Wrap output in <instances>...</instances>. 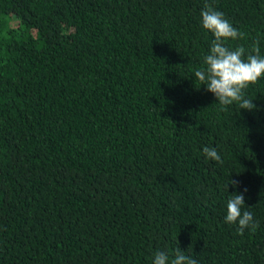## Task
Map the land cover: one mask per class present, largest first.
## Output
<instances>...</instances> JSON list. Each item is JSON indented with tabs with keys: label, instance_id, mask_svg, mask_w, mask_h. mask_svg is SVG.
I'll list each match as a JSON object with an SVG mask.
<instances>
[{
	"label": "trees",
	"instance_id": "16d2710c",
	"mask_svg": "<svg viewBox=\"0 0 264 264\" xmlns=\"http://www.w3.org/2000/svg\"><path fill=\"white\" fill-rule=\"evenodd\" d=\"M208 3L243 34L230 49L264 56V0ZM204 6L0 0V264H153L178 246L264 264V78L252 110L201 85ZM233 193L254 232L225 222Z\"/></svg>",
	"mask_w": 264,
	"mask_h": 264
},
{
	"label": "clouds",
	"instance_id": "9594fccd",
	"mask_svg": "<svg viewBox=\"0 0 264 264\" xmlns=\"http://www.w3.org/2000/svg\"><path fill=\"white\" fill-rule=\"evenodd\" d=\"M201 23L203 29L212 33L214 40L208 54L203 58L204 66L195 71V77L201 85L206 86V91L215 96L222 110H227L226 106L233 103H237L240 109H254L253 100L246 98L245 92L250 85H255L264 78V56L260 55L259 42L253 45L246 59L243 46L230 49L227 41L242 38L243 34L233 27L221 11L208 3V0H205L204 9L201 11ZM203 154L208 160L223 163L215 147L205 146ZM229 184L233 188L239 187L235 180H230ZM244 192H247L246 188ZM245 206L243 193H233L226 204L224 220L228 224L237 225L239 235H243L245 229L254 232L259 227L251 212L242 211ZM153 264H197V261L191 255H185V251L178 246L171 258L166 252H156Z\"/></svg>",
	"mask_w": 264,
	"mask_h": 264
}]
</instances>
